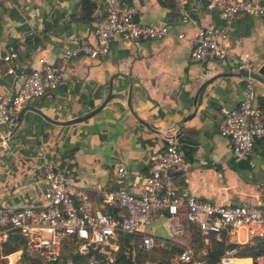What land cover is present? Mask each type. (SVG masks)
Listing matches in <instances>:
<instances>
[{
    "label": "crops",
    "instance_id": "obj_1",
    "mask_svg": "<svg viewBox=\"0 0 264 264\" xmlns=\"http://www.w3.org/2000/svg\"><path fill=\"white\" fill-rule=\"evenodd\" d=\"M93 1L90 21L83 19V0H0V94L15 91L25 72L56 62L65 48L75 45L74 36L90 34L106 10L104 0ZM123 1L135 9V22L168 25L169 34L138 41L119 36L107 56L73 59L57 90L27 104L66 121L108 100L88 119L56 125L27 110L21 121L18 113L2 128L0 139L9 135V145H0V205L43 204L45 168L53 163L61 179L86 188L95 206L114 213L115 207L103 203V192L121 186L140 192L170 134H177L184 159L176 173L179 186L216 204L258 203L264 139L257 140L249 155L236 158L219 125L223 109L239 104L249 82L254 104L264 113V84L246 75L257 73L264 63V18L236 16L227 24L230 56L193 62L197 25H225L217 11L207 9L209 0ZM182 33L184 38L179 37ZM9 54L14 56L6 61ZM117 164L128 170L125 184L118 181ZM161 222L154 227L165 231ZM165 233L166 238L172 235ZM242 234L244 239L233 241ZM185 235L177 241L187 243ZM8 240H0V264H37L24 261V255L34 254L25 244L5 254ZM228 240L248 244L245 231ZM242 262L254 264V259Z\"/></svg>",
    "mask_w": 264,
    "mask_h": 264
},
{
    "label": "built area",
    "instance_id": "obj_2",
    "mask_svg": "<svg viewBox=\"0 0 264 264\" xmlns=\"http://www.w3.org/2000/svg\"><path fill=\"white\" fill-rule=\"evenodd\" d=\"M104 4L105 14L90 34L74 36L75 45L65 48L56 62H47L25 72L15 91L0 94V132L25 105L57 90L73 59L105 57L119 36L138 41L162 39L170 32L168 25L135 22V9L123 0H104ZM207 9L217 11L225 25L219 29L197 25L190 55L193 62L230 56L227 24L236 16L264 18V3L257 0H209ZM188 18L186 14L184 19ZM179 37L184 38L185 34ZM13 56L6 55L5 60ZM254 99L253 86L249 82L239 104L223 109L219 132L231 141L236 158L249 155L257 140L264 139V113L254 104ZM0 145L8 147L9 135L1 136ZM183 163L177 134H170L164 147L155 154L140 192H132L125 186L103 192V203L115 207L114 213L95 206L86 188L61 179L54 164L48 163L44 173L43 204L0 205V240H8L18 233L26 248L36 254L42 264H61L68 250L74 255L87 256L88 264H114L125 235H131L145 252L178 248L172 264H243L245 257L240 256L237 247L228 248L218 261L210 263L202 257V249L179 243L176 238L185 233L186 225L190 224L205 242L211 237L229 239L240 231H245L246 243L255 244L259 239L264 242V182L259 184L256 204H216L178 185L176 173ZM116 173L118 181L125 184L129 174L126 167L117 164ZM158 220H162V227L172 234L170 238L157 233L154 223ZM255 261L264 264V257Z\"/></svg>",
    "mask_w": 264,
    "mask_h": 264
},
{
    "label": "trees",
    "instance_id": "obj_3",
    "mask_svg": "<svg viewBox=\"0 0 264 264\" xmlns=\"http://www.w3.org/2000/svg\"><path fill=\"white\" fill-rule=\"evenodd\" d=\"M96 9V4L93 0H83L82 2V12H83V19L85 20H92L93 12ZM185 238L187 243L197 249L206 248L204 254L202 257L207 260L210 263H214L218 261L221 256L224 254L225 250L231 247H237L240 251L241 257H252L255 260L258 257H264V242H256L255 244H239V243H233L228 240V238L224 237L221 240H217L214 237H211L209 239V242H205L203 238L201 237L199 231L193 227L190 224L186 225L185 229ZM131 235H125L121 238V248L116 253V261L114 264H141L146 258L152 257L155 255L161 256V258L158 257V259H161L159 261L160 264H171L172 257L174 256V253L177 252L179 249L174 248L173 250H166V249H153L149 252H145L138 249V253L136 254V257H134L131 253V249L129 246V242L131 240ZM23 244H25L24 239L19 234H14L11 236V238L6 242L4 245V252L5 254L12 253L19 249ZM68 256L71 259V262L73 264H88V257L87 256H78L71 253V251L68 250V252L65 253V256ZM24 261H30L32 259L33 263L42 264L37 257L36 254H33L31 256L24 255ZM100 264H106L105 262H102ZM254 264H260L257 261H255Z\"/></svg>",
    "mask_w": 264,
    "mask_h": 264
},
{
    "label": "water",
    "instance_id": "obj_4",
    "mask_svg": "<svg viewBox=\"0 0 264 264\" xmlns=\"http://www.w3.org/2000/svg\"><path fill=\"white\" fill-rule=\"evenodd\" d=\"M136 17H137V14L134 15V19H136ZM246 75H249L250 77L256 78V79H258L259 81H261L264 84V63L259 67L257 73H246ZM107 101L108 100H106L104 102V104H102L101 106L97 107L96 109H94L93 111L89 112L88 114H86L84 116H81V117H78V118H74V119H71V120H66V121L55 120V119L49 117L44 112H42L39 108H37L35 106H31V105H26L19 112L18 119L21 121L23 116H24V113L27 110H30V111H34V112L38 113L45 120H47V121H49V122H51L53 124H56V125H71V124L82 122V121L88 119L89 117L93 116L94 114H96L98 111H100L102 109V107L105 105V103ZM257 242L260 243V242H263V240L259 239V240H257ZM24 248H26V246Z\"/></svg>",
    "mask_w": 264,
    "mask_h": 264
},
{
    "label": "rangeland",
    "instance_id": "obj_5",
    "mask_svg": "<svg viewBox=\"0 0 264 264\" xmlns=\"http://www.w3.org/2000/svg\"><path fill=\"white\" fill-rule=\"evenodd\" d=\"M157 231H158V234L160 236L167 237V234L165 233V231L163 229H159L158 228ZM237 239H244V234H242L238 238L236 236L233 237V241H235ZM129 246H130L132 255L134 257H136V254L138 253V249H139L138 241H137V243H135V240L131 238V240L129 242ZM158 257L162 259L161 256L155 257V255H153V258L152 257H148V258H146V260H144L143 262H141V264H160L159 261H161V259H158ZM61 264H73V263L71 262V259L66 255L63 258V261H62Z\"/></svg>",
    "mask_w": 264,
    "mask_h": 264
},
{
    "label": "bare ground",
    "instance_id": "obj_6",
    "mask_svg": "<svg viewBox=\"0 0 264 264\" xmlns=\"http://www.w3.org/2000/svg\"><path fill=\"white\" fill-rule=\"evenodd\" d=\"M249 262V261H248ZM247 263V262H246Z\"/></svg>",
    "mask_w": 264,
    "mask_h": 264
}]
</instances>
